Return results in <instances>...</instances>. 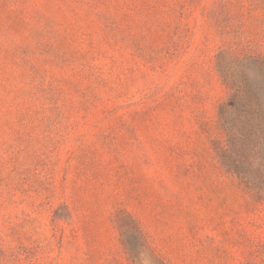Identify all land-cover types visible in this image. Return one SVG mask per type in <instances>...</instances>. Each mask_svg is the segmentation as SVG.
<instances>
[{"label": "rangeland", "instance_id": "374dc122", "mask_svg": "<svg viewBox=\"0 0 264 264\" xmlns=\"http://www.w3.org/2000/svg\"><path fill=\"white\" fill-rule=\"evenodd\" d=\"M220 53L264 58V0H0V264H264Z\"/></svg>", "mask_w": 264, "mask_h": 264}, {"label": "trees", "instance_id": "16d2710c", "mask_svg": "<svg viewBox=\"0 0 264 264\" xmlns=\"http://www.w3.org/2000/svg\"><path fill=\"white\" fill-rule=\"evenodd\" d=\"M224 55H218L217 68L231 95L219 108L226 138L221 160L228 172L249 189L258 191L256 179L248 175L255 172V160L264 150V58L224 59ZM117 221L124 244L129 248L141 237L140 231L126 215L118 216ZM152 259L156 264H163L154 255Z\"/></svg>", "mask_w": 264, "mask_h": 264}]
</instances>
